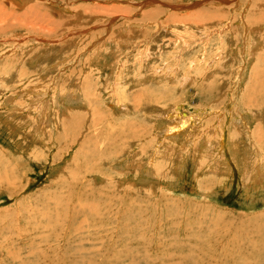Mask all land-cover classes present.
Masks as SVG:
<instances>
[{"label": "rangeland", "instance_id": "rangeland-1", "mask_svg": "<svg viewBox=\"0 0 264 264\" xmlns=\"http://www.w3.org/2000/svg\"><path fill=\"white\" fill-rule=\"evenodd\" d=\"M263 158L264 0H0V264H264Z\"/></svg>", "mask_w": 264, "mask_h": 264}, {"label": "bare ground", "instance_id": "bare-ground-1", "mask_svg": "<svg viewBox=\"0 0 264 264\" xmlns=\"http://www.w3.org/2000/svg\"><path fill=\"white\" fill-rule=\"evenodd\" d=\"M25 2H26V0H25ZM138 24H140V23H138ZM142 25V24H141ZM144 26V25H143ZM257 46H259V44L257 45ZM259 48V47H258ZM254 53V52H253ZM258 53V52H257ZM253 56V55H252ZM251 56V57H252ZM254 57V56H253ZM92 64V63H91ZM98 64H100V63H98ZM94 65V64H93ZM97 65V64H96ZM90 66V65H89ZM94 68H96V66L94 67ZM89 71H90V69H89ZM100 71V70H99ZM88 73V72H87ZM85 77H86V75H85ZM87 79V78H86ZM68 81V80H67ZM33 89V88H32ZM32 89H31V91H32ZM30 91V92H31ZM2 92V91H1ZM36 92V91H35ZM77 92V91H76ZM37 93V92H36ZM75 93V92H74ZM73 93V94H74ZM42 94H43V92H42ZM46 94V93H45ZM44 94V95H45ZM72 94V95H73ZM36 95H39L38 93L36 94ZM42 96V95H41ZM76 96V95H75ZM80 96V95H79ZM247 97V96H246ZM246 97H245V99H246ZM32 98V97H31ZM34 98V97H33ZM38 98V97H37ZM71 98V97H70ZM81 98V97H80ZM79 98V99H80ZM39 99H40V97H39ZM43 99V98H42ZM78 99V100H79ZM35 100H37V99H35ZM71 100V99H70ZM244 100V99H243ZM31 101H32V99H31ZM49 101V100H48ZM73 101V100H72ZM81 101V100H80ZM246 101V100H245ZM34 102V101H33ZM41 101H39V103H40ZM79 102V101H78ZM54 103V102H53ZM53 103H51V104H53ZM56 103V102H55ZM59 103V102H58ZM82 103V102H81ZM85 103V102H84ZM11 105V104H10ZM13 105V104H12ZM56 105V104H55ZM58 105V104H57ZM60 105V104H59ZM142 105V104H141ZM18 106H20V105H18ZM49 106H50V103H49ZM12 107V106H11ZM17 107V106H16ZM31 108V107H30ZM34 108V107H33ZM46 105H44V103L42 104V105H40L39 106V110H38V114L41 112V111H43V114H45V116H46V114L47 113H49V112H47V110H46ZM26 109V108H25ZM29 109V108H28ZM48 109V108H47ZM13 110H15V109H13ZM66 110V109H65ZM177 110V109H176ZM68 111H69V109H68ZM31 113H32V110L30 111ZM29 113V112H28ZM64 113H66V112H64ZM70 113V112H69ZM33 114V113H32ZM32 114H30V115H32ZM36 114H37V112H36ZM35 115V114H34ZM39 115H41V114H39ZM52 114H50V116H51ZM33 116V115H32ZM44 116V115H43ZM60 116V115H59ZM63 116V115H62ZM70 116V115H69ZM176 116V115H175ZM184 116H186V115H184ZM35 116H33V118H34ZM40 118H42V117H40ZM50 118V117H49ZM61 118V117H60ZM45 119V118H44ZM59 119V118H58ZM77 119V118H76ZM75 119V120H76ZM182 119H184V117L182 116ZM40 120V119H39ZM47 120V119H46ZM254 120V119H253ZM59 121H60V119H59ZM236 121V120H235ZM41 122V121H40ZM69 122V121H68ZM72 122V121H71ZM184 122H185V119H184ZM183 122V123H184ZM237 122V121H236ZM44 123H46V122H44ZM52 123V122H51ZM46 124H48V123H46ZM50 124V123H49ZM64 124V123H63ZM69 124V123H68ZM131 125V124H130ZM136 125V124H135ZM183 125V124H182ZM200 125V124H199ZM246 125V124H245ZM40 126H42V125H40ZM65 126V125H64ZM126 126V125H125ZM45 127V126H44ZM46 127H47V125H46ZM232 127V126H231ZM230 127V128H231ZM129 128V127H128ZM229 129V128H228ZM133 130V129H132ZM130 131V130H129ZM137 131V130H136ZM181 132V131H180ZM122 133H124V132H122ZM170 133H174V132H172V131H170ZM207 133V132H206ZM230 133V132H229ZM232 134H233V132H232ZM42 135V134H41ZM99 135V134H98ZM118 135V134H117ZM115 136V137H118V136ZM128 135V134H127ZM220 135H222V134H220ZM121 137H122V134L120 135ZM189 136V135H188ZM223 136V135H222ZM221 137V136H220ZM78 138V137H77ZM123 138V137H122ZM121 138V139H122ZM137 138V137H136ZM41 139V138H40ZM113 139V138H112ZM118 139H120V138H118ZM219 139H221V138H219ZM115 140H116V138H115ZM123 140V139H122ZM107 141V140H106ZM105 141V142H106ZM109 141V140H108ZM117 141V140H116ZM123 141H125V140H123ZM83 142H85V139H84V141ZM114 142V141H113ZM234 142V141H233ZM200 144H202V142L200 143ZM220 144V143H219ZM106 145V144H105ZM107 146H109V144L107 145ZM111 147V146H110ZM206 151V150H205ZM210 151V150H209ZM230 151L232 152V153H234L233 155H235V153L237 152L236 150H235V147H234V143H230ZM200 152V151H199ZM213 152V151H212ZM203 153V152H202ZM206 153V152H205ZM209 153H211V151L209 152ZM251 154V153H250ZM216 155H218V154H216ZM249 155V154H248ZM252 156V155H251ZM217 157V156H216ZM248 157H250V156H248ZM219 158H221V157H219ZM251 158V157H250ZM257 159V158H256ZM264 159V158H263ZM129 160V159H128ZM215 160H217V159H215ZM258 160H260V159H258ZM127 161V160H126ZM150 162V161H149ZM122 163V162H121ZM131 163V162H130ZM256 163H258V162H256ZM260 163V162H259ZM264 167V166H263ZM151 168V167H150ZM262 168V167H261ZM260 168V169H261ZM146 169V168H145ZM144 169V170H145ZM255 170V169H254ZM258 171H259V168L257 169ZM263 170V169H262ZM261 171V170H260ZM149 172H151V170L149 171ZM227 172H229V171H227ZM257 172V171H256ZM257 173H259V172H257ZM261 173V172H260ZM147 174V173H146ZM149 174V173H148ZM255 175H257V174H255ZM260 176H262L261 174H260ZM259 176V177H260ZM153 177V176H152ZM255 178H256V176H255ZM258 178V177H257ZM256 180H258V179H256ZM261 180V179H260ZM262 181V180H261ZM262 183V182H261ZM83 198V197H82ZM84 199V198H83Z\"/></svg>", "mask_w": 264, "mask_h": 264}]
</instances>
